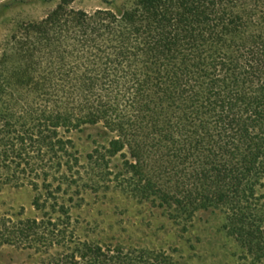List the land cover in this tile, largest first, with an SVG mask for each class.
<instances>
[{"label":"trees","instance_id":"obj_1","mask_svg":"<svg viewBox=\"0 0 264 264\" xmlns=\"http://www.w3.org/2000/svg\"><path fill=\"white\" fill-rule=\"evenodd\" d=\"M74 2L19 26L0 58V193L31 189L36 213L0 215V251L28 264H180L80 235L74 198L114 193L185 228L220 212L264 264V0ZM86 131L83 157L73 136Z\"/></svg>","mask_w":264,"mask_h":264},{"label":"rangeland","instance_id":"obj_2","mask_svg":"<svg viewBox=\"0 0 264 264\" xmlns=\"http://www.w3.org/2000/svg\"><path fill=\"white\" fill-rule=\"evenodd\" d=\"M129 0H75L73 7L93 12ZM59 0H6L0 2V58L6 41L24 23L45 18ZM73 136L82 156L91 151L89 136ZM34 193L29 188H5L0 193V215L24 209L26 217H35ZM69 195L67 198L69 199ZM73 217L78 232L93 241L121 243L163 250L175 255L180 264H257L246 256L240 245L223 229L225 217L220 212H200L185 228L163 210L109 193L75 197ZM29 254L12 247L0 251V264H28Z\"/></svg>","mask_w":264,"mask_h":264}]
</instances>
